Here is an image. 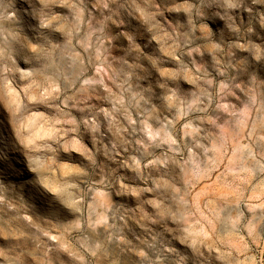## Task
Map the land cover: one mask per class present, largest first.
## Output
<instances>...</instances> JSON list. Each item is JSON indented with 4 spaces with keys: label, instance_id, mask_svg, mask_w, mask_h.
Here are the masks:
<instances>
[{
    "label": "rangeland",
    "instance_id": "obj_1",
    "mask_svg": "<svg viewBox=\"0 0 264 264\" xmlns=\"http://www.w3.org/2000/svg\"><path fill=\"white\" fill-rule=\"evenodd\" d=\"M0 264H264V0H0Z\"/></svg>",
    "mask_w": 264,
    "mask_h": 264
}]
</instances>
